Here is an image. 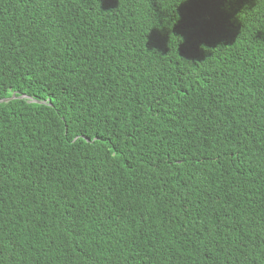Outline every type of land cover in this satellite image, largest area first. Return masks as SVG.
<instances>
[{
  "label": "trees",
  "instance_id": "1",
  "mask_svg": "<svg viewBox=\"0 0 264 264\" xmlns=\"http://www.w3.org/2000/svg\"><path fill=\"white\" fill-rule=\"evenodd\" d=\"M13 93L0 264H264V0H0Z\"/></svg>",
  "mask_w": 264,
  "mask_h": 264
},
{
  "label": "water",
  "instance_id": "2",
  "mask_svg": "<svg viewBox=\"0 0 264 264\" xmlns=\"http://www.w3.org/2000/svg\"><path fill=\"white\" fill-rule=\"evenodd\" d=\"M15 96H14V93L9 97V98H5V99H2V100H0V101H7V100H9V99H12V98H14ZM34 101V100H33ZM34 102H37V103H44L43 101H34Z\"/></svg>",
  "mask_w": 264,
  "mask_h": 264
}]
</instances>
